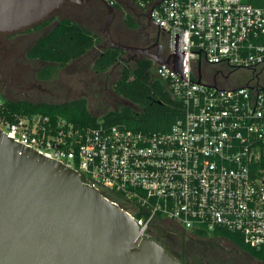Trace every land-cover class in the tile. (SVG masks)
Returning a JSON list of instances; mask_svg holds the SVG:
<instances>
[{
    "label": "built area",
    "instance_id": "1",
    "mask_svg": "<svg viewBox=\"0 0 264 264\" xmlns=\"http://www.w3.org/2000/svg\"><path fill=\"white\" fill-rule=\"evenodd\" d=\"M130 1L165 32L161 57L168 63L152 61L150 73L179 106L167 131L17 114L2 99L0 130L76 170L132 217L142 236L171 222L208 236L219 227L250 246L263 244L264 7L246 0ZM240 70L250 77L233 78Z\"/></svg>",
    "mask_w": 264,
    "mask_h": 264
},
{
    "label": "water",
    "instance_id": "2",
    "mask_svg": "<svg viewBox=\"0 0 264 264\" xmlns=\"http://www.w3.org/2000/svg\"><path fill=\"white\" fill-rule=\"evenodd\" d=\"M67 1L0 0V31L33 26ZM106 46L168 63L159 51L115 40L105 0ZM178 69V65L174 64ZM0 264H184L117 205L82 183L76 170L0 130Z\"/></svg>",
    "mask_w": 264,
    "mask_h": 264
},
{
    "label": "trees",
    "instance_id": "3",
    "mask_svg": "<svg viewBox=\"0 0 264 264\" xmlns=\"http://www.w3.org/2000/svg\"><path fill=\"white\" fill-rule=\"evenodd\" d=\"M254 6L264 7V0H246ZM44 18L33 25L34 29L50 28L37 37L27 52V56L46 63L37 72L39 78H52L58 68L86 55L96 44L98 37L80 23L69 18ZM124 25L136 27V21L129 13L122 16ZM52 23V24H51ZM125 51L111 46H103L92 59L90 69L98 73L104 72L114 65ZM153 62L148 58H139L132 65L123 64L118 78L113 82L115 94L126 99L129 104L111 109L100 117L90 113L85 97H76L56 103L13 101L3 99L10 112L17 114L41 113L49 115L52 120L63 117L74 124L87 126L99 121L105 124L122 123L134 130L143 132H164L180 115L179 106L164 85L154 79L150 73ZM192 234L207 237L204 229H193ZM211 235L228 239L253 258L264 262V243L250 246L237 232L216 228Z\"/></svg>",
    "mask_w": 264,
    "mask_h": 264
},
{
    "label": "rangeland",
    "instance_id": "4",
    "mask_svg": "<svg viewBox=\"0 0 264 264\" xmlns=\"http://www.w3.org/2000/svg\"><path fill=\"white\" fill-rule=\"evenodd\" d=\"M113 8L115 10L113 27L115 25L122 26L121 20L124 13L131 14L135 19L136 27L131 29L134 32L139 31L146 25L143 17L144 10L132 8L129 6L127 0H116ZM71 9L70 14L62 13V17L91 27L101 38V41L97 44L96 48H93L85 56H82L76 64H74L75 61L69 62L66 66L58 68L53 81L46 84L47 88L51 89L52 94L46 93L43 102L56 103L82 96L86 98L87 108L90 113L100 117L108 110L117 109L121 105L129 104L126 99L115 94L112 84L118 78L123 63L126 62L128 65H132V59H128L131 52L123 53L121 62L112 65L104 72H93L90 69L92 59L101 49V46L104 45L103 34L100 30L104 15H100V22H96L97 24L93 22V15L91 16L89 12L91 10H94V12L99 10L101 12V9L98 4L92 2L81 5L75 4ZM50 26L39 30L33 38L45 33L49 30ZM128 31V35L123 37V42H131L133 39V32ZM38 65L39 63L34 64V66ZM232 76L233 78L236 76L248 79L250 74L247 71L240 70L233 73ZM38 101L32 100L31 102L36 103ZM148 235L160 242V239L152 233V229L148 230ZM182 239L185 242L189 241L184 245V250L187 252L190 260L188 263L185 262L186 264H264V262L253 258L229 240L223 238H215L213 236L200 238L195 235H189Z\"/></svg>",
    "mask_w": 264,
    "mask_h": 264
},
{
    "label": "flooded vegetation",
    "instance_id": "5",
    "mask_svg": "<svg viewBox=\"0 0 264 264\" xmlns=\"http://www.w3.org/2000/svg\"><path fill=\"white\" fill-rule=\"evenodd\" d=\"M89 2L98 4L101 9V12L99 10L96 12H94V10H91V12H89L91 16L93 15V22H100V15H104V21L106 10L102 3L99 0H90ZM73 5L75 4L67 1L59 3L57 8H55L47 18L53 19L52 23H54L56 19L63 18L62 13H65L67 15L70 14ZM143 17L146 21V25H144V27H142L137 32L128 29L124 25L122 20V26L115 25L113 27V18L110 26L111 34L115 40L123 42V37L128 35V30H130V32H133L132 41H125L123 43L141 47H149L150 52L156 53L157 51H159L160 55H162L165 52V32L152 23L150 17L146 14L145 11L143 13ZM102 26L103 22L100 28L101 32ZM39 30L34 29L33 26H28L15 30L0 31V99L27 102H31L32 100H39L38 102H36L39 103L45 100L44 97H46V93L52 94L51 89L47 88L46 84L52 82L56 74L52 78H39L37 76V72L41 68H43L46 63L27 56L28 49L37 39V37H33ZM103 46H106V44L104 43ZM142 57L144 56H141L138 53L131 52V55L128 57V59H132L131 62L133 64ZM79 59L80 58L75 59L71 61V63L75 61L74 64H76ZM121 60L122 55L116 63H120ZM36 63H39V65L34 66V64ZM123 64L128 65L126 62ZM92 71L98 73L97 71ZM152 233H154V235L160 239L159 243L179 261L184 264H186L185 262L188 263L190 261L187 252L184 250L185 243H188L189 241L187 240L185 242L182 238H185L189 235L193 236L194 234L171 222L156 225L154 229H152ZM214 237L223 238L216 236Z\"/></svg>",
    "mask_w": 264,
    "mask_h": 264
},
{
    "label": "crops",
    "instance_id": "6",
    "mask_svg": "<svg viewBox=\"0 0 264 264\" xmlns=\"http://www.w3.org/2000/svg\"><path fill=\"white\" fill-rule=\"evenodd\" d=\"M127 2H128V4H129V6H131L132 8H136L135 6H134V4L130 1V0H127ZM137 9V8H136ZM138 10V9H137ZM79 23V22H78ZM81 24V23H80ZM81 25H83V24H81ZM85 28H87L88 30H90L92 33H94V34H96V36L98 37V40H97V42H96V44H95V46L93 47V48H96L98 45V43L101 41V38L98 36V34L95 32V30L94 29H92L91 27H88V26H85V25H83ZM103 47V45L101 46V48ZM92 48V49H93ZM91 49V50H92ZM90 50V51H91ZM89 51V52H90Z\"/></svg>",
    "mask_w": 264,
    "mask_h": 264
}]
</instances>
